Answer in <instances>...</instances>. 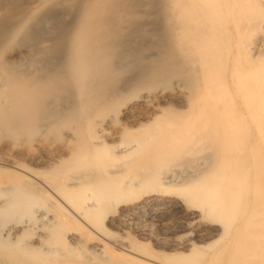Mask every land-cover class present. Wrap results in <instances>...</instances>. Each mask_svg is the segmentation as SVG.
I'll use <instances>...</instances> for the list:
<instances>
[{
    "label": "bare ground",
    "instance_id": "obj_1",
    "mask_svg": "<svg viewBox=\"0 0 264 264\" xmlns=\"http://www.w3.org/2000/svg\"><path fill=\"white\" fill-rule=\"evenodd\" d=\"M0 264H264V0H0Z\"/></svg>",
    "mask_w": 264,
    "mask_h": 264
},
{
    "label": "rangeland",
    "instance_id": "obj_2",
    "mask_svg": "<svg viewBox=\"0 0 264 264\" xmlns=\"http://www.w3.org/2000/svg\"><path fill=\"white\" fill-rule=\"evenodd\" d=\"M23 1L25 2V4H32V3L35 2V0H23ZM170 213H172V212L165 211L164 213H162L161 215H159L160 217L157 215L156 216L157 218L155 217V219L153 220V226H154V229H155V231L157 233L163 235V234H168L171 231H175L177 229H180L179 228L180 225L178 224V220H177L178 219V213L177 212L174 213V214H176L175 217H174V214L173 213L171 215H170ZM154 221H155V223H154ZM165 229H166V231H165ZM216 245H217V243H215V246ZM210 252L211 251H208L207 253H210Z\"/></svg>",
    "mask_w": 264,
    "mask_h": 264
}]
</instances>
